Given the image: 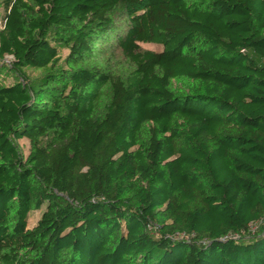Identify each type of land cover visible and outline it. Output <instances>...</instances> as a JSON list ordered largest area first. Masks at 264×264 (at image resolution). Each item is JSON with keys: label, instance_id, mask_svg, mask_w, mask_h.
Instances as JSON below:
<instances>
[{"label": "trees", "instance_id": "trees-1", "mask_svg": "<svg viewBox=\"0 0 264 264\" xmlns=\"http://www.w3.org/2000/svg\"><path fill=\"white\" fill-rule=\"evenodd\" d=\"M1 14L0 77L16 81L0 84V264H264V0ZM111 40L125 77L90 67Z\"/></svg>", "mask_w": 264, "mask_h": 264}, {"label": "rangeland", "instance_id": "rangeland-1", "mask_svg": "<svg viewBox=\"0 0 264 264\" xmlns=\"http://www.w3.org/2000/svg\"><path fill=\"white\" fill-rule=\"evenodd\" d=\"M2 14L0 15V31L3 29V22L1 21ZM127 19L123 16L120 17L117 20V30H119L122 33H125L127 28ZM143 50H150V51H160L161 47L157 45L152 44H144L141 45ZM61 60L60 63L57 65L58 69L66 70L68 68L67 63V57L69 55V50L62 46L59 49ZM10 58H8L9 60ZM92 60V64L90 67H99L101 69H104L106 66L114 72L117 75L120 76H127L132 70V65L124 58L122 55V52L119 48L116 47L115 40L106 41L105 43L97 46V48L94 51V55ZM7 62V61H5ZM3 62V63H5ZM41 75V72H33L31 73V77H39ZM15 77L11 75L8 71L4 70L3 74L0 77V84L2 85H10L15 83ZM175 89L177 92L189 90L192 86L190 82L186 81H176ZM107 102V101H106ZM20 148L22 149L23 153L25 155L29 154L30 151V144L27 140H22L19 142ZM42 211H35L30 214L29 219V228H33L38 220L41 218Z\"/></svg>", "mask_w": 264, "mask_h": 264}]
</instances>
